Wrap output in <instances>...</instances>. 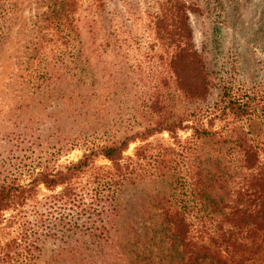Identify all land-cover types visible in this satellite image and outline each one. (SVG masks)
I'll use <instances>...</instances> for the list:
<instances>
[{"label": "trees", "instance_id": "1", "mask_svg": "<svg viewBox=\"0 0 264 264\" xmlns=\"http://www.w3.org/2000/svg\"><path fill=\"white\" fill-rule=\"evenodd\" d=\"M35 3L44 10L34 16L22 53L14 50L19 70L14 80L30 96L47 94L44 103H50V93L67 89L72 114H78L89 99L77 93L86 64L73 18L76 0ZM16 9L17 0H0V53L11 38ZM162 11L154 16L155 33L179 42L167 60L173 88L185 101L205 100L210 80L189 46L185 3L164 0ZM188 67L193 74L187 79ZM220 89L219 114L207 111L191 120L183 111L173 115L166 96L149 102L157 113L149 125L119 137L96 120V111L93 130L82 133L80 157L62 166L46 156L32 157L31 141L8 139L7 154L0 156V219L5 210H16L18 226L16 236L0 244V264H35L47 238L64 242L73 264H245L262 257L264 130L256 121L264 123V105L253 101L254 94L244 99L225 85ZM210 114L244 118L246 125L213 129ZM205 117L208 126L201 122ZM176 129L190 133L181 138ZM161 131L170 142L148 141ZM135 140L140 144L124 154ZM22 142L28 144L18 147ZM96 158L106 163L96 164ZM238 170L239 186L222 191ZM39 185L47 193L38 198Z\"/></svg>", "mask_w": 264, "mask_h": 264}, {"label": "rangeland", "instance_id": "2", "mask_svg": "<svg viewBox=\"0 0 264 264\" xmlns=\"http://www.w3.org/2000/svg\"><path fill=\"white\" fill-rule=\"evenodd\" d=\"M35 1L17 0L11 38L0 53V156L7 154L11 145L8 139L18 136V139L32 142V157L46 156L62 166L76 160L83 152L82 133L93 130L94 127L90 126L95 121L94 112H98L96 120L107 122L105 126L115 136L134 134L142 131L156 116V112L148 109L153 99L159 102L167 96L171 103L170 112L173 115L182 111L191 114L186 117L188 120L192 115H203L207 111L219 114L217 108L222 85L231 95L237 94L244 99L254 94L253 101L264 105V0H183L189 46L197 52L202 69L210 80L206 98L201 101H185L181 92L173 88V74L167 68V60L179 42L160 40L153 26L154 16L163 13L164 0H76L73 18L86 64V72L82 74L84 84L77 93L88 96L89 100L86 105H79V113L74 115L66 98L67 89L63 93H50V103H44L42 100L47 94L30 96L25 93L26 88H21L24 85L14 80L19 73L13 58L14 50L22 53L23 40L34 30V27L29 30L34 16L44 10L37 7ZM73 44L78 47V43ZM192 74V68L188 67L185 77L191 78ZM208 116L212 128L217 130L246 125L244 118ZM85 119L89 122H84ZM208 119L205 117L201 122L208 126ZM256 122L260 124L256 126L264 130L263 121ZM183 124L189 125L190 122L183 121ZM98 129L96 136L101 135L103 128ZM176 131L181 138L190 133L189 130ZM74 137H79L76 145L68 148ZM156 140L170 142L166 131L148 138L150 142ZM27 144L22 142L18 147ZM138 144L137 140L129 142L124 154H130ZM260 158L264 159L262 150ZM95 163L106 161L96 158ZM242 174L228 179L222 191L236 189L242 181ZM45 193L47 190L39 185L36 197ZM16 213L13 209L3 212L0 244L16 236ZM10 216L15 218L10 221ZM65 249L64 242L47 238L35 264H73ZM245 264H264V255L252 257Z\"/></svg>", "mask_w": 264, "mask_h": 264}]
</instances>
